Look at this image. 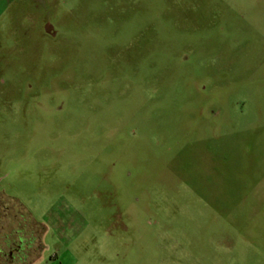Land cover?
Here are the masks:
<instances>
[{
  "label": "rangeland",
  "instance_id": "rangeland-1",
  "mask_svg": "<svg viewBox=\"0 0 264 264\" xmlns=\"http://www.w3.org/2000/svg\"><path fill=\"white\" fill-rule=\"evenodd\" d=\"M0 249L264 264V0H0Z\"/></svg>",
  "mask_w": 264,
  "mask_h": 264
},
{
  "label": "flooded vegetation",
  "instance_id": "flooded-vegetation-1",
  "mask_svg": "<svg viewBox=\"0 0 264 264\" xmlns=\"http://www.w3.org/2000/svg\"><path fill=\"white\" fill-rule=\"evenodd\" d=\"M40 239L38 238V241H39ZM18 252H19V255L21 254V256H19V257H21V258H23L24 256L22 255V253L24 252V250L23 249H16ZM4 253L2 252V250L0 249V256L1 255H3ZM5 256H6V258H8V259H10V260H12V258L14 257L13 256V254L11 253V250L10 251H8V253L7 254H5Z\"/></svg>",
  "mask_w": 264,
  "mask_h": 264
},
{
  "label": "crops",
  "instance_id": "crops-1",
  "mask_svg": "<svg viewBox=\"0 0 264 264\" xmlns=\"http://www.w3.org/2000/svg\"><path fill=\"white\" fill-rule=\"evenodd\" d=\"M40 242H41V238H40Z\"/></svg>",
  "mask_w": 264,
  "mask_h": 264
}]
</instances>
